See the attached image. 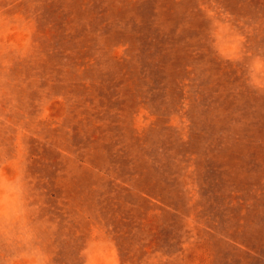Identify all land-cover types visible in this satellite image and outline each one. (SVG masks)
I'll return each mask as SVG.
<instances>
[{
	"label": "rangeland",
	"instance_id": "374dc122",
	"mask_svg": "<svg viewBox=\"0 0 264 264\" xmlns=\"http://www.w3.org/2000/svg\"><path fill=\"white\" fill-rule=\"evenodd\" d=\"M0 264H264V0H0Z\"/></svg>",
	"mask_w": 264,
	"mask_h": 264
}]
</instances>
